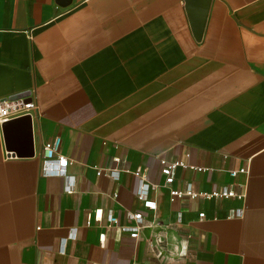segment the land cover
<instances>
[{
    "label": "crops",
    "instance_id": "1",
    "mask_svg": "<svg viewBox=\"0 0 264 264\" xmlns=\"http://www.w3.org/2000/svg\"><path fill=\"white\" fill-rule=\"evenodd\" d=\"M25 93L34 154L0 126V264H264V0H211L200 40L185 0H0V99ZM55 138L67 177L43 173ZM161 160L187 164L171 186ZM135 212L138 238L108 224Z\"/></svg>",
    "mask_w": 264,
    "mask_h": 264
},
{
    "label": "built area",
    "instance_id": "2",
    "mask_svg": "<svg viewBox=\"0 0 264 264\" xmlns=\"http://www.w3.org/2000/svg\"><path fill=\"white\" fill-rule=\"evenodd\" d=\"M37 110V105L33 99L32 93L19 94L16 96H11L8 98L0 99V126L6 123L16 121L21 118L30 117L33 121L35 111ZM61 145V139L55 138L52 141L46 142L43 146V173L47 176H66L67 177V167L70 161L65 156L59 153ZM121 159L116 158L113 161V165L110 168H102L98 170V175H106L110 177H117L123 169L121 168ZM161 173L165 177V184L171 186L175 181L176 170L179 167L186 168L187 164L185 162H171L168 160H161ZM239 173H245V170L233 171L231 172L232 177L237 176ZM135 175L140 179V187L137 192V198L143 202L145 209L156 210L157 203L153 200L147 199V193L150 189H155L158 186L150 184L147 182L146 177L141 171L135 172ZM69 184L67 192H73V183L69 177ZM188 196L192 199L198 197L212 198V197H224L230 198L236 196L234 192L230 190H223L218 192H213L212 194H204L194 192L192 189H188L186 192L172 189L171 198L175 200L176 198L181 199ZM101 214L97 213L96 219L101 218ZM130 219L135 222V226H121L119 219L113 214H109L107 217L108 224L110 226H120V229L124 231H129L132 238H138L140 236V230L143 228L141 222L144 218L142 212L130 213ZM200 218L205 217V213H200ZM73 238L76 237V233H72ZM103 237V236H102ZM157 246L164 243V239L161 237L156 238ZM156 244H151L152 247L156 248ZM158 257L163 256L162 251L157 252Z\"/></svg>",
    "mask_w": 264,
    "mask_h": 264
},
{
    "label": "water",
    "instance_id": "3",
    "mask_svg": "<svg viewBox=\"0 0 264 264\" xmlns=\"http://www.w3.org/2000/svg\"><path fill=\"white\" fill-rule=\"evenodd\" d=\"M66 2L67 0H63ZM186 9L195 37L200 40L207 20L211 0H185ZM6 145L11 151L23 155L34 154L32 120L25 117L2 126Z\"/></svg>",
    "mask_w": 264,
    "mask_h": 264
}]
</instances>
